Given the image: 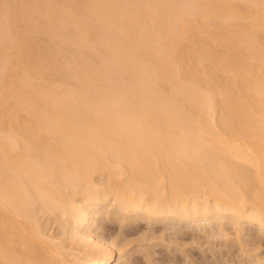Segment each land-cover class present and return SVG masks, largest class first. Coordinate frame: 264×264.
Returning a JSON list of instances; mask_svg holds the SVG:
<instances>
[{
    "label": "bare ground",
    "instance_id": "obj_1",
    "mask_svg": "<svg viewBox=\"0 0 264 264\" xmlns=\"http://www.w3.org/2000/svg\"><path fill=\"white\" fill-rule=\"evenodd\" d=\"M139 232L264 264V0H0V264H121Z\"/></svg>",
    "mask_w": 264,
    "mask_h": 264
},
{
    "label": "rangeland",
    "instance_id": "obj_2",
    "mask_svg": "<svg viewBox=\"0 0 264 264\" xmlns=\"http://www.w3.org/2000/svg\"><path fill=\"white\" fill-rule=\"evenodd\" d=\"M166 224H167V227L169 228V226H172L170 223H147L146 221H141L140 223H139V225H140V227H141V229H144L145 228V230L144 231H146V229H147V231L148 230H151V229H153L154 230V228L157 230V232H158V235L161 237V230L164 232V234H162V235H164V236H167V238H168V236H169V234L171 233L172 234V232H175V231H173V230H175L174 228H176V226H174V228L172 227V228H167L166 227ZM139 225H138V223H136L135 225H133V227H132V229H131V227H129V229L128 230H130V231H133L134 229H137L138 227H139ZM169 225V226H168ZM166 228V229H165ZM255 228V227H254ZM165 229V230H164ZM170 231H168V230ZM173 229V230H172ZM251 229H253V228H251ZM256 229V228H255ZM255 229L253 230V231H255ZM167 230V231H166ZM186 230V229H185ZM188 230V229H187ZM142 232V231H141ZM149 232V231H148ZM151 232V231H150ZM188 232H189V236H187L186 238H187V241H189L188 239L190 238V241L188 242V243H192V244H194V246H191L192 244H187L186 245V247L188 248V247H190L191 248V250L198 256V254H200L199 255V257L201 256V253H199V251H206V252H203L202 251V256L203 255H205V254H207V247H211V248H214L215 247V249H216V247H217V249H218V247L219 248H221V249H223L224 248V252H226L225 250H227L228 251V248L226 247H224V244H225V240L223 239L222 240V238H219V237H214V238H212L213 236H206V235H204V233L202 232L201 233V231L199 232V231H197L196 229H195V231H194V229L191 231V230H188ZM196 232V233H195ZM169 233V234H168ZM194 233V234H193ZM140 232H139V234L138 233H136V234H132V236L130 237V238H133L134 240L132 241V243H129V245L127 246V250H128V252L125 254V256L122 258V260L120 259L119 260V262L121 263H123V264H170L169 263V260H168V258H171V259H173L174 257H175V253L174 252H172V251H170L171 250V248H169L168 247V244H164L166 241H162V239H160V237H157V238H159V239H157V238H154V240L152 239V240H147V241H139V240H137L136 238H138V236L140 237ZM166 234V235H165ZM170 234V235H171ZM193 234V235H192ZM197 235V236H199V239L201 238V241L199 240V241H195L194 243L193 242H191V240H192V236L194 237V235ZM200 234V235H199ZM134 235V236H133ZM195 235V238L197 237ZM202 235V236H201ZM171 237V236H170ZM189 237V238H188ZM204 237H206V238H204ZM208 237H210L212 240H210L211 242V244L208 242L207 243V241H209V239H208ZM129 238V239H130ZM162 238V237H161ZM205 239H206V242H205ZM132 240V239H131ZM197 240V239H196ZM215 241V243H216V245H214L215 243H214V241ZM219 240V241H218ZM159 243H158V242ZM212 241H213V243H212ZM221 241H224V243H223V245H221ZM154 243L155 242V245L153 246V244H151V243ZM197 242H198V244H197ZM200 242H202V243H204V244H206V245H202ZM218 242H219V244H218ZM149 244H151L152 245V247H151V245H149ZM190 245V246H189ZM203 246V247H201V246ZM210 245V246H209ZM212 245V246H211ZM214 245V246H213ZM218 245V246H217ZM220 245V246H219ZM150 246V247H149ZM199 246V247H198ZM165 247H167V248H165ZM168 248H169V250H168ZM196 248V249H195ZM202 249V250H200V249ZM206 248V249H205ZM205 249V250H204ZM215 250L216 251V253H217V251L218 250ZM221 249H219V250H221ZM234 249L235 248H233L232 250L234 251ZM264 249V247H262V250ZM152 250H154V251H157V253L155 252L154 253V251L151 253V251ZM196 250V251H195ZM169 251H170V253H169ZM214 251V252H215ZM235 251H236V249H235ZM264 251V250H263ZM178 252V251H177ZM219 252H221V251H218V253ZM237 252V251H236ZM148 253V254H147ZM154 253V254H153ZM178 253H180V252H178ZM205 253V254H204ZM210 253H212V251L210 250L209 251V248H208V254L207 255H210L211 256V254ZM227 253V252H226ZM147 254V255H146ZM149 254H150V260L151 261H149V263L147 262L148 260H147V258L149 259ZM174 256H173V255ZM213 254V253H212ZM117 255H118V253H117ZM127 255V256H126ZM172 255V256H171ZM153 256V257H152ZM154 257H156L157 259H158V261L154 258ZM164 257H167V258H165L164 259ZM173 257V258H172ZM155 259L156 261H154V260H152V259ZM162 259V260H161ZM168 260V261H167ZM171 261V260H170ZM117 262V261H116ZM162 262V263H161ZM121 263V264H122ZM174 262H172L171 264H173Z\"/></svg>",
    "mask_w": 264,
    "mask_h": 264
}]
</instances>
